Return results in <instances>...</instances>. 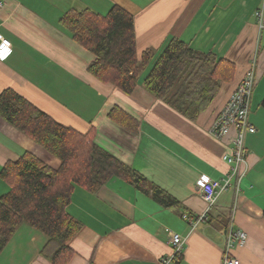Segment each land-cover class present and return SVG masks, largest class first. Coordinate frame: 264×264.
Instances as JSON below:
<instances>
[{"label": "crops", "instance_id": "crops-1", "mask_svg": "<svg viewBox=\"0 0 264 264\" xmlns=\"http://www.w3.org/2000/svg\"><path fill=\"white\" fill-rule=\"evenodd\" d=\"M114 5L133 16L138 57L149 50L156 59L171 39H179L196 52L233 63V81L222 85L205 112L187 119L143 88L146 70L131 95L90 76L93 56L73 41L60 20L68 10L105 15ZM259 8V0H5L0 33L11 49L0 60V93L15 91L79 133L92 128L93 142L179 201L163 208L119 179L95 194L76 187L67 212L82 226L69 243L73 255L68 264H161L173 253L169 232L184 240L181 255L169 264H223L230 228L247 236L230 254L240 264H264V30L255 15ZM254 59L257 80L248 120L256 132L244 138L247 171L238 187L231 179L208 221L191 229L182 215L196 216L205 208L198 178L220 181L230 173L222 157L231 145L213 138L210 126ZM114 106L136 121L134 133L108 118ZM25 152L53 169L60 164L0 118V171ZM8 189L0 178V196ZM46 242L43 233L22 224L0 254V264H51L40 255Z\"/></svg>", "mask_w": 264, "mask_h": 264}, {"label": "trees", "instance_id": "trees-1", "mask_svg": "<svg viewBox=\"0 0 264 264\" xmlns=\"http://www.w3.org/2000/svg\"><path fill=\"white\" fill-rule=\"evenodd\" d=\"M60 23L93 56L87 66L89 75L126 95L133 93L141 71L155 59L149 50L137 56L133 16L120 6L114 5L105 15L68 10ZM215 57L171 39L150 66L142 86L173 111L195 119L210 107L222 85L234 79L235 65ZM261 105L264 108V99ZM107 115L128 133L136 131V121L119 107H112ZM0 118L60 162L53 169L25 152L2 167L0 178L9 189L0 196V254L19 226L26 224L47 237L42 258L51 264H68L73 255L69 243L82 226L67 212L76 187L95 194L111 179H119L150 195L163 208L179 205L170 194L93 142L92 128L82 134L65 127L11 89L0 93Z\"/></svg>", "mask_w": 264, "mask_h": 264}, {"label": "built area", "instance_id": "built-area-1", "mask_svg": "<svg viewBox=\"0 0 264 264\" xmlns=\"http://www.w3.org/2000/svg\"><path fill=\"white\" fill-rule=\"evenodd\" d=\"M260 8L256 10V18L259 29L264 30V0H259ZM5 4V0H0V8ZM11 49V43L0 33V60ZM256 60L245 72L238 86L232 92L222 109L213 120L209 134L220 141L230 143L231 151L223 155V160L230 166V173L220 181L210 180L204 176L196 181L197 189L200 192L201 199L205 204L202 213L196 216L182 215V219L189 223L191 229H194L199 223H204L209 219V213L215 205L219 195L226 192L230 187L231 179L235 178L238 184L247 171L246 156L247 151L244 146L246 134L256 132L255 127L249 123L248 117L251 107L253 89L257 80ZM244 169H241V167ZM236 189L238 190V188ZM170 243L173 247V253L167 258L161 260V264H169L181 255L184 240L175 233L169 232ZM247 240L243 231L233 232L231 228L226 234V251L224 253L223 264H240L239 260L230 254L233 245L242 247Z\"/></svg>", "mask_w": 264, "mask_h": 264}, {"label": "rangeland", "instance_id": "rangeland-1", "mask_svg": "<svg viewBox=\"0 0 264 264\" xmlns=\"http://www.w3.org/2000/svg\"><path fill=\"white\" fill-rule=\"evenodd\" d=\"M154 60H156V59H154ZM154 60L152 61V63L150 64V66H152V64H153ZM150 66H149V68H150ZM149 68H147V69H146V72L144 73V74H145V76H146V73L148 72ZM144 71H145V70H142L140 74H142ZM145 76H143V78H145ZM142 80H143V79H142ZM140 82L142 83V81H140ZM182 116L188 119V117H187V116H185V115H182Z\"/></svg>", "mask_w": 264, "mask_h": 264}]
</instances>
